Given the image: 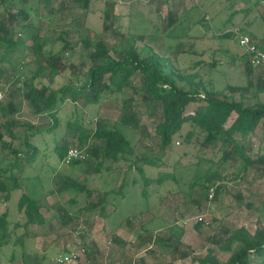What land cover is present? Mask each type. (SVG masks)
I'll return each mask as SVG.
<instances>
[{
  "label": "trees",
  "instance_id": "trees-1",
  "mask_svg": "<svg viewBox=\"0 0 264 264\" xmlns=\"http://www.w3.org/2000/svg\"><path fill=\"white\" fill-rule=\"evenodd\" d=\"M90 1L76 0L79 7L85 10L88 9ZM28 2L29 0H0V50L8 62L14 56L21 60L19 73L14 75L16 91H10L0 100V196H3L0 201L6 204L4 212L0 213V250L4 246H15L8 257L10 263L20 256L24 264H28L26 255L32 251L33 255L41 257L40 264H46V252L40 254L37 250L28 248V242L34 237L29 234L28 227L46 221L41 213L43 205L41 199L31 196L20 186V178L34 177L28 172L36 168L37 160L46 159L40 145L35 144V137L40 135H53L56 145L52 151L60 162L74 167L79 165L78 179L67 175L58 190H51L53 194L63 189L76 192V197L67 202L68 209L62 207L64 209L59 210L63 227L77 222L85 212H93L99 208L102 212L109 197L114 199L115 196H131L136 194V190V201L145 204L140 212L149 211L153 198L156 197L159 201L168 196V193H159L168 181L178 184V190H170V195L184 194L186 201L197 205L200 203L194 196L198 189L210 202H219L222 192L231 198L242 200L239 192L232 194L222 181L228 179L225 163L235 156L245 161L242 168L245 171L253 167L264 169V139L256 159H250L247 155L253 135L259 128L264 130V66L253 65L246 53L230 55V65L242 60L244 68L243 75L234 81L225 69L222 70L223 64L216 59V53L211 56V60L200 58L182 68L178 62V54L164 57L150 48L139 49V42L144 46L146 44L145 36L127 37L122 32L114 31L118 40H121L112 49L102 39L93 41L89 36L82 37L80 41L87 51L82 57L91 61L90 67L84 73L72 72L73 77L68 82L55 88L53 85L56 78L67 68L64 61L73 56L76 45L68 40L71 30L64 29L57 37L61 42L60 49L56 52L51 48L47 49L51 42L39 34H32L36 26L32 17L37 15V11L33 5L27 6ZM115 2L104 0L105 22L112 21L115 17ZM68 7V1H61L59 8L56 11L50 10L49 14L55 16L58 12L65 16ZM249 10L251 8L241 9L244 13H249ZM236 13L237 11H233L231 14L233 25L257 43H261L258 46L264 50V35L247 33L239 24L241 21L235 20ZM47 19L55 22L53 18ZM176 21L177 13L170 11L164 21V30H168ZM246 23L248 25L249 22ZM104 27L110 26L107 24ZM219 34L217 38H233L238 44L230 32L222 33L220 30ZM27 47L32 49L34 55L29 65L24 56ZM227 50L223 49L225 53L229 51ZM32 63L36 64L35 68L30 67ZM17 69L18 67L14 71ZM136 73L140 75L139 88L132 81ZM126 86L131 88L133 95L121 102L122 121H117L112 127L104 119L88 120L87 117L65 122L63 132L68 135L71 133L77 138V143H71L75 144L71 148L82 153V158L67 162V154L71 148L68 143L60 144L58 134L61 127L59 114L63 104L73 102L77 113V100L83 98L84 110L94 105L97 107L103 102L120 97ZM17 95H21L30 105L33 113L39 117L40 125L18 122L12 118L17 112L14 102ZM246 100L255 101L246 104ZM144 107L159 116L155 122L154 150L151 146H145L147 151L153 152L152 157L137 154L132 141L120 129L125 127L146 135L147 132H141L143 129L140 125ZM177 140L185 147L180 158L191 156L194 161L182 162L177 158L174 162H169ZM43 144L48 145L45 142ZM212 146L216 150L211 157H207L205 150ZM160 163H166L168 169L172 168L171 173L166 172L156 177L153 170H162ZM92 167L97 175L115 171L117 178L121 179L118 190L111 188L95 191L86 183L80 182L79 177L92 174ZM182 181L185 187H181ZM154 183L158 189L155 197L151 199L148 188ZM128 187L132 189L128 190ZM211 189L213 196L209 197ZM17 190L20 196L16 205L13 194ZM95 192L98 199L91 201ZM124 199L117 204L121 210L128 211L129 206L123 202ZM9 205L14 208L15 213L10 212ZM74 208L76 209L73 210ZM117 209L115 206V210ZM102 215L106 214L103 212ZM196 225L200 228L202 221ZM209 226L213 233L206 239V255L194 259L198 264H264V225L257 229V235L246 227L231 229L217 217L212 218ZM111 241L116 247L111 256L116 257L118 251L125 247V242L116 235L111 237ZM234 244L238 246L235 247ZM220 253L226 254L227 258L222 260Z\"/></svg>",
  "mask_w": 264,
  "mask_h": 264
},
{
  "label": "rangeland",
  "instance_id": "rangeland-1",
  "mask_svg": "<svg viewBox=\"0 0 264 264\" xmlns=\"http://www.w3.org/2000/svg\"><path fill=\"white\" fill-rule=\"evenodd\" d=\"M42 1L29 0L27 3V6L33 5L37 11V15L32 17L34 26L36 25L32 34H39L42 38H47L51 42L47 49L51 48V50L56 52L61 47V42L57 40V37L62 30L69 29L71 33L68 40L76 45L73 56L64 61L67 68L56 78L53 85L55 88L68 82L73 77L72 72L84 73L90 67L91 61L82 57L87 51L83 48L80 39L85 36H89L93 41L102 39L109 49H112L121 40H118L114 31L122 32L127 37L145 36L146 44L144 46L142 42H139L137 44L139 49L145 47L147 50L150 48L158 55L164 57L178 54V62L182 68L189 66L200 58L211 60V56L216 53V59L223 64L221 65L222 70L225 69L236 81L244 73L243 62L242 60H237L235 64L230 65V55L239 56L245 52L233 38L221 40V38L216 37L220 35V30L223 33L226 29L219 28V24L225 22L228 23L225 27L237 28L233 25L231 17L232 12L237 11L234 18L237 22L241 21L239 24L245 28L247 33L254 32L258 36L264 35V21L262 19L264 18V0H237L235 4L233 0H167L169 5L165 4L163 0H111L113 2L116 1L115 17L112 21L106 22L103 18V11L106 9L104 0H91L87 10L80 8L76 0H66L69 2V7L65 16H61L58 12H56L55 16L49 14L50 10L56 11L61 1L64 0ZM230 3L231 5L234 4V8L230 6ZM157 4L162 7L158 9L161 11L162 16L173 11L171 7L181 8L183 6L181 15L187 12V18L182 22L180 30L177 29L171 34L168 33L170 35L164 34L166 32L163 28L165 22H162V16L156 9ZM247 8H251L249 13L241 11V9ZM47 17L55 19V22H49ZM247 21L249 22L248 25H246ZM111 22H113L112 25ZM107 24H109V28L104 27ZM13 31L15 32L16 30L13 29ZM27 44L26 39L25 45ZM258 44L260 45L261 43ZM27 48L24 56L27 59V65H29L34 55L32 49ZM223 49H228L229 51L227 50L228 52L225 53ZM144 54H147V52ZM20 64L21 60L16 56L10 62L5 60L3 51L0 50V100L6 97L10 91H16L17 86L14 84V75L16 76L19 73ZM16 67H18V72L14 71ZM30 67L35 68L36 64L32 63ZM132 81L136 88L141 86L138 73L132 77ZM109 84L113 86L111 82ZM132 95L131 88L126 86L117 99L103 102L97 107L95 105L86 107V111L83 109V98H81L77 100V113H75L73 102L68 101L63 104L59 114L61 120V127L58 133L60 144L68 143L71 148L75 146V144L71 143H77L75 136L69 132L70 135L64 133L67 120H75L80 117H87L88 120L104 119L106 124L112 127L117 121H122V119L120 120L121 102L125 98H131ZM137 99H140V97ZM254 101L246 100V104ZM14 102L17 112L13 114V119L18 122H31L40 125L39 117L33 113L30 105L21 95H17ZM158 117V113L153 114L151 109L143 108L140 125L141 129H143L141 132H147L146 135H142L140 132L135 133L132 129L128 130L125 127L120 128L126 138L132 141L137 154L147 155L148 157L153 156V152L147 151L145 146H151L154 150L156 143L155 122ZM88 127H91V125H88ZM6 139L9 141L8 137ZM263 139L264 130L259 128L253 135L250 142L251 145L247 149V155L250 159H256L259 155V146ZM44 142L48 143V145H44ZM35 144L40 145L42 155H44L46 161L38 159L36 168L28 172L34 177L20 178V186L23 191H26L31 196L41 199L43 205L41 213L46 221L40 225L28 227L29 234L37 237L36 242L34 239L31 241L32 243L28 242L30 244L28 248L29 250H37L40 254L46 252V264H56L58 257L69 252L78 254L74 264H113L115 262L117 264H120V262L129 264V259L136 261V264H163L160 259L162 254L160 247L167 243L169 233L179 236L178 238H172L175 240V244L171 243V246L176 249V256H180L182 253V257H187L181 259L178 264H198L194 259L206 255L208 250L206 239L213 233L209 226L213 217L221 218L223 223L231 229L246 227V229L256 235L257 229L264 225V169L253 167L245 171L242 169L245 161L235 156L232 160L225 163V174L228 179L223 180L222 183L227 186V190L231 191L232 194L239 192L242 195L241 201L231 198L225 192H222L219 202H210L209 199L206 200L204 198V193L199 192L198 189L194 196L195 200L200 203V205H197L189 200L186 201L184 194L170 195V190H178V184L168 181L164 184V188L159 190L160 194L165 195L168 193V196L158 201L154 195L158 186L154 183L148 188L150 198L155 197L151 200L152 210L145 214L134 216L135 212H140L145 208L144 203L136 201L138 191L136 190V194L133 193L131 196L127 195L121 198L115 196L113 199L114 206L120 209L117 203H120L125 198L123 202H126L125 204L129 206V210L125 216L124 213H114L107 218L108 222L117 225L122 219L127 220V216L133 221L130 227L128 226L127 229H124L126 230L124 237L130 239V241L128 242L123 236H119L126 241L127 246L123 247V250L119 248L120 250L116 257L121 251L122 253L118 256V259H115L116 257L111 256V252L116 249L112 245V241H110L112 234L106 230V221L99 215L97 210L89 213L85 212V215H81L77 222L71 223L68 227L61 225V211L59 210L64 209L62 207H67V202L76 197V192L72 189H63L53 194L51 190H58L67 175L78 179L80 175L79 165L74 167L59 161L57 155L52 151L56 145L53 135L35 137ZM215 150V146L208 147L205 150V155L211 157ZM184 151L185 147L177 140L169 162L179 159ZM180 160L187 162L195 159L189 156V158H180ZM160 167H163L161 168L162 170H153L156 177L172 171V168L168 169L166 163H160ZM91 170L93 175L91 174L88 177L81 176L79 181L86 183L89 188L95 191H103L115 186L114 181L118 177L115 171L97 175L94 167ZM120 176H122V172ZM119 184L120 180L115 186L116 189ZM181 187H185L183 186V181L181 182ZM129 189L132 188L128 187ZM13 195L14 198L16 197L15 204L17 205L20 192L17 190ZM93 199H97L96 193L93 194L90 200L94 201ZM0 200H3V196H0ZM248 204L254 206L250 207ZM5 206L6 204L0 201V213L4 212ZM10 212L15 213L14 208L12 209L11 206ZM89 214L90 217L86 218V215L88 216ZM199 221H202L200 228L196 225ZM146 222L147 224L144 225ZM140 227H145L148 232H154L156 236L154 243H143V240L137 241L136 238H138L139 234L145 235L144 229H140ZM94 243L96 247H94ZM166 246L169 247L168 244ZM234 246L236 247L238 244H234ZM14 247L8 245L1 248L0 264H24L20 256L12 263L8 260ZM165 252L168 254V251ZM33 254L32 251L28 252L26 255L27 263L40 264V256L36 257L37 254ZM219 257L225 260L227 255L220 253ZM157 258L159 260H156ZM163 258L164 261L170 259L168 257Z\"/></svg>",
  "mask_w": 264,
  "mask_h": 264
},
{
  "label": "crops",
  "instance_id": "crops-1",
  "mask_svg": "<svg viewBox=\"0 0 264 264\" xmlns=\"http://www.w3.org/2000/svg\"><path fill=\"white\" fill-rule=\"evenodd\" d=\"M131 1V0H130ZM142 1H144V0H142ZM164 1V3L165 4H167V5H169V3H167V0H163ZM237 0H233V2H234V4H235V2H236ZM234 4H232L231 5V3H230V6L232 7V8H234ZM172 6V5H171ZM183 7V6H182ZM182 7L180 8V7H171V10H173V12H176L177 13V21H176V23L172 26V27H170L168 30H164V31H166L164 34H168V33H172V32H174L175 30H177V29H179L180 30V27H181V25H182V22L184 21V20H186V18H187V15H186V13H184L183 15H181V9H182ZM156 8V7H155ZM162 7L160 6V4H157V10L158 9H161ZM236 10V9H235ZM159 11V10H158ZM159 14L161 15V11H159ZM237 14V13H236ZM162 16V15H161ZM167 17H168V14H166V15H164V16H162V22H164V21H166V19H167ZM165 24V23H164ZM225 25H228V23H225V22H221L220 24H219V28H228V27H225ZM231 27V26H230ZM170 34H168V35H170ZM167 35V36H168ZM121 181V179L119 178H116V180L114 181V184H115V186H116V184H117V182L118 181ZM121 183V182H120ZM120 185V184H119ZM119 185H118V188H119ZM112 187V189H115V190H118V188L116 189V187ZM111 189V188H110ZM96 194H97V192H95ZM97 199H98V194H97ZM97 199L96 200H94V201H97ZM108 204H106L105 205V208H104V210L101 212L100 211V208L97 210L98 212H99V215L102 217V218H104L105 219V221H106V225H107V228H106V230L107 231H110V233L112 234L111 235V237L113 236V235H116V236H123L124 237V234H125V232H126V230H124L125 228L127 229V227L129 226H131L132 225V222L133 221H131V220H121L120 221V223H117V225L116 224H112V223H110V222H108V220H107V218L108 217H110L111 215H113L114 213L116 214V213H124V216L128 213V211H124V210H121V209H117V210H115V206H114V200L112 199V197H109V199H108ZM111 208V209H110ZM152 208H153V206H151L150 208H149V211H144V212H135V214H137V215H141V214H145V213H147V212H150V210H152ZM96 211V210H95ZM103 212H104V214H106V215H102L103 214ZM124 216H123V218H124ZM88 217H90V214L87 216L86 215V218H88ZM127 217H129V216H127ZM127 219V218H126ZM130 222H131V224H130ZM147 224V222L144 224V225H146ZM144 225H141V226H144ZM33 226V225H32ZM35 226V225H34ZM172 227H173V225H172ZM130 229V228H129ZM140 229H144V231L143 232H145V235H138L137 237L138 238H136L137 239V241H139V240H143V243H154V241H155V238H156V236H155V234H154V232H152V231H150V232H148V231H146V229H145V227H140ZM174 236V237H173ZM111 237H110V241H111ZM179 236H176L174 233H169V237H168V241H167V243L165 244H163L162 245V247H160L161 248V257H160V259H161V261H162V263L163 264H178L179 262H180V260L181 259H185V258H187V257H182V253L180 254V256H176V254L177 253H175L176 252V249H175V247H172L171 246V243H173V244H175L174 242H175V240H173L174 238H178ZM120 238V237H119ZM125 238V237H124ZM173 238V239H172ZM34 239V241L35 240H37V237H34L33 238ZM121 239V238H120ZM124 242H125V247L127 246V243H126V241H130V239H126L125 238V240L124 239H122ZM36 242V241H35ZM168 244V246L169 247H167L166 245ZM94 247H96V244L94 243ZM124 249V248H123ZM122 249V250H123ZM165 251H168V254H166L167 252H165ZM121 253H122V251H121ZM120 253V254H121ZM119 254V255H120ZM119 255H117V257L115 258V259H118L119 257ZM163 257H168V258H170L169 260H166V261H164V258ZM40 260H41V257H40ZM156 260H159L158 258L156 259ZM129 264H136L137 262L136 261H134V260H130L129 259ZM119 262H120V259H119ZM113 264H117L116 262L115 263H113ZM120 264H122L121 262H120ZM123 264H125V263H123Z\"/></svg>",
  "mask_w": 264,
  "mask_h": 264
},
{
  "label": "built area",
  "instance_id": "built-area-1",
  "mask_svg": "<svg viewBox=\"0 0 264 264\" xmlns=\"http://www.w3.org/2000/svg\"><path fill=\"white\" fill-rule=\"evenodd\" d=\"M230 32L236 38L240 48L246 53L247 57L251 60L255 66H264V50L258 46L256 40L252 39L248 34L241 32L239 29L234 27H228L224 31ZM75 158H82V153L75 148H71L68 151L66 161H70ZM213 196V189L210 190L209 197ZM84 252V250H82ZM78 254L75 252H69L56 259L58 264H74Z\"/></svg>",
  "mask_w": 264,
  "mask_h": 264
},
{
  "label": "clouds",
  "instance_id": "clouds-1",
  "mask_svg": "<svg viewBox=\"0 0 264 264\" xmlns=\"http://www.w3.org/2000/svg\"><path fill=\"white\" fill-rule=\"evenodd\" d=\"M65 255V254H64Z\"/></svg>",
  "mask_w": 264,
  "mask_h": 264
}]
</instances>
